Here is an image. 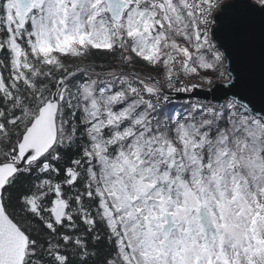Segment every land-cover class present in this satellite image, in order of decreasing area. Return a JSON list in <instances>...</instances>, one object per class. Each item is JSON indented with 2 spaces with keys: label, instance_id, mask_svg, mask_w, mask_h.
Returning <instances> with one entry per match:
<instances>
[{
  "label": "snow or ice",
  "instance_id": "obj_1",
  "mask_svg": "<svg viewBox=\"0 0 264 264\" xmlns=\"http://www.w3.org/2000/svg\"><path fill=\"white\" fill-rule=\"evenodd\" d=\"M0 264H264V0H0Z\"/></svg>",
  "mask_w": 264,
  "mask_h": 264
}]
</instances>
